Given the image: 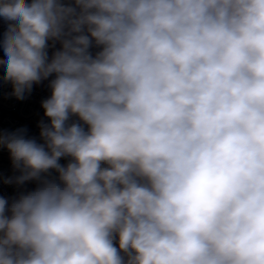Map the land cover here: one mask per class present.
I'll list each match as a JSON object with an SVG mask.
<instances>
[{
    "label": "clouds",
    "instance_id": "clouds-1",
    "mask_svg": "<svg viewBox=\"0 0 264 264\" xmlns=\"http://www.w3.org/2000/svg\"><path fill=\"white\" fill-rule=\"evenodd\" d=\"M0 17L12 95L54 75L43 142L0 130L3 182H37L0 196V264H264V0H0Z\"/></svg>",
    "mask_w": 264,
    "mask_h": 264
},
{
    "label": "built area",
    "instance_id": "built-area-1",
    "mask_svg": "<svg viewBox=\"0 0 264 264\" xmlns=\"http://www.w3.org/2000/svg\"><path fill=\"white\" fill-rule=\"evenodd\" d=\"M8 22L4 21L0 17V39L3 37V33L7 30ZM48 55L51 56L54 51L57 50L54 43L49 41ZM95 54L98 49L93 47L91 49ZM0 58H4L3 51L0 49ZM4 69L0 66V130L14 131L20 127H27L28 136L37 139V142L42 143L39 136L40 129L38 124L41 120L49 122L48 118L44 115V110L41 107V102L51 95V89L49 87V81L54 78V75L49 77L48 80H44L39 84H34L30 93L26 94L24 100H18L14 95L13 86L11 82L3 80ZM76 120V117H72L70 122ZM70 158H62L60 163L66 165ZM50 178L58 177V174L54 170H50ZM19 175L16 171L10 159V155L5 148H0V196L5 198H12L16 193L25 192L27 190L34 189L37 184L36 181L25 182L24 185H9L3 182L4 178L9 176Z\"/></svg>",
    "mask_w": 264,
    "mask_h": 264
},
{
    "label": "trees",
    "instance_id": "trees-1",
    "mask_svg": "<svg viewBox=\"0 0 264 264\" xmlns=\"http://www.w3.org/2000/svg\"><path fill=\"white\" fill-rule=\"evenodd\" d=\"M52 42H53V41H52ZM53 43H54V42H53ZM54 45H55V47L57 48V50L61 48V45H60L59 42H55ZM36 186H37V184L35 185V187H36ZM35 187H34V188H35ZM19 194H20V193H16L13 197L18 196Z\"/></svg>",
    "mask_w": 264,
    "mask_h": 264
}]
</instances>
